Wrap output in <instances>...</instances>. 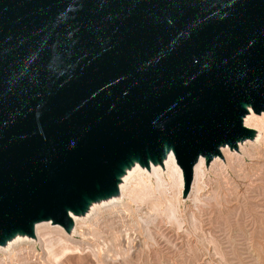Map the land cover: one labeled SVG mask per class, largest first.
<instances>
[{
    "label": "water",
    "instance_id": "1",
    "mask_svg": "<svg viewBox=\"0 0 264 264\" xmlns=\"http://www.w3.org/2000/svg\"><path fill=\"white\" fill-rule=\"evenodd\" d=\"M75 34V38L69 36ZM264 114V0H0V246L66 232L121 176L201 158Z\"/></svg>",
    "mask_w": 264,
    "mask_h": 264
},
{
    "label": "rangeland",
    "instance_id": "2",
    "mask_svg": "<svg viewBox=\"0 0 264 264\" xmlns=\"http://www.w3.org/2000/svg\"><path fill=\"white\" fill-rule=\"evenodd\" d=\"M252 145L258 152L251 158L233 154L238 160L245 158L242 171L237 170L238 164L233 170L222 161L224 174L212 167L206 172L197 202L191 199V193L186 203H182V188L180 225L161 217L150 226V238L146 239L143 229L138 232L133 227L135 215L131 210L136 211L137 205L124 207L128 202L124 197V202L81 221L88 225L83 229L85 241L101 249L102 254L95 257L86 255V251L82 256L65 258L62 264H264V143ZM163 175L171 185L167 174ZM151 179L156 190L153 176ZM168 190L169 198L174 199L177 189L168 186ZM140 207V215L154 214L149 206ZM93 220L98 226L91 225ZM74 238L83 240L77 234ZM15 246H21L23 261L14 252L11 264H47L39 241ZM109 247L112 251L105 256L104 250ZM10 254L11 251L0 252V264H9Z\"/></svg>",
    "mask_w": 264,
    "mask_h": 264
},
{
    "label": "bare ground",
    "instance_id": "3",
    "mask_svg": "<svg viewBox=\"0 0 264 264\" xmlns=\"http://www.w3.org/2000/svg\"><path fill=\"white\" fill-rule=\"evenodd\" d=\"M244 126L255 132L254 138L252 140L239 143L237 150H233L228 146L221 148V156L216 157L209 165H207L204 158H201L194 169V182L188 196H183L184 178L182 170L177 165L174 154L172 152H168L162 164H150L148 168H145L141 167L138 163H135L130 168H127L125 173L120 178L118 195L91 203L84 215L72 214L71 217L73 219L74 226L70 232H66L64 228L59 225H53L51 222H42L36 225L34 238L18 234L12 240L8 241L5 246H0V252L11 251V254L8 257L9 264H11V258L14 252H17V257L19 260L22 259L23 261V258L20 255L22 250L21 246L15 245L25 242L37 244L39 241L41 248L45 252V262L47 264H62L65 258L67 259L71 255L82 256V254L86 251V255H92L95 257L98 255L100 256L103 251L101 249H97V246L96 249L93 248L87 241H85L86 234L83 232V229L85 227L88 228V225L86 223H82L81 221L90 220V218L93 215H97L101 209L111 207L114 204L117 205L118 203H122L124 202L125 198L128 200V202L123 204L124 207L130 208L132 203L137 205L136 211L131 210L132 214L135 215L133 227L138 232L143 229L146 234V239L150 238V226L154 225L159 218L161 219V217H166L169 219V221L176 222L178 225H180L181 222L179 220V210L181 205L179 199L182 188V203H186L191 193V199L194 202H197L199 200V194L203 188V180L206 176V172L208 173L211 167L222 175L224 174L223 162L226 161L227 165L233 170L236 169V164H238L237 170L242 171L245 158L238 160L233 154L240 155L242 153L244 157L248 158H251L254 154H257L256 152L258 151L252 144L257 145L259 144V141L264 143V114L256 115L249 109L247 115L244 118ZM163 174H167V179L169 182H171V185L167 184L166 178ZM152 176L156 182V190L153 188L151 179ZM132 179L135 180L132 181ZM168 186L175 188V190L177 189L174 199H171L168 196ZM156 192L159 196H157ZM142 204L149 206L154 214H147L146 216L140 215L142 212V209L140 210V205ZM116 205L113 207L116 208ZM95 221L96 220H93L91 222V225L94 227L98 226L97 222ZM76 234L79 235L80 238H83V240H76L74 238ZM128 241L131 240L128 239ZM13 246L15 247L13 248ZM111 246H113V244ZM111 251V247L107 249L105 248V256L109 255ZM3 260L6 263V260Z\"/></svg>",
    "mask_w": 264,
    "mask_h": 264
},
{
    "label": "snow or ice",
    "instance_id": "4",
    "mask_svg": "<svg viewBox=\"0 0 264 264\" xmlns=\"http://www.w3.org/2000/svg\"><path fill=\"white\" fill-rule=\"evenodd\" d=\"M69 36L75 38V34H73L72 32H69Z\"/></svg>",
    "mask_w": 264,
    "mask_h": 264
}]
</instances>
